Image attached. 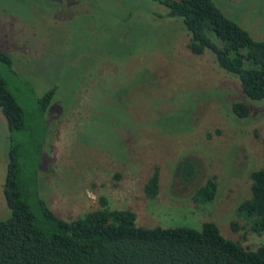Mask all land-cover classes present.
<instances>
[{
  "label": "rangeland",
  "instance_id": "obj_1",
  "mask_svg": "<svg viewBox=\"0 0 264 264\" xmlns=\"http://www.w3.org/2000/svg\"><path fill=\"white\" fill-rule=\"evenodd\" d=\"M211 1L264 42V0ZM164 13L151 0H0V50L36 94L56 87L39 194L65 221L98 209L103 197L143 228L199 230L210 221L244 249L264 246V234L235 213L249 197L250 172L264 168V101L245 98L211 53L191 55L181 20ZM234 102L248 105L247 118L231 113ZM7 146L0 114V221L9 216ZM184 159L198 169L189 185L176 175ZM154 168L159 189L149 200L142 187ZM207 179L215 183L212 200L193 204Z\"/></svg>",
  "mask_w": 264,
  "mask_h": 264
},
{
  "label": "trees",
  "instance_id": "obj_2",
  "mask_svg": "<svg viewBox=\"0 0 264 264\" xmlns=\"http://www.w3.org/2000/svg\"><path fill=\"white\" fill-rule=\"evenodd\" d=\"M164 17L181 20L189 34L187 51L209 52L217 67L238 80L241 93L264 101V42L251 38L225 17L211 0H151ZM162 16V17H163ZM55 86L36 94L33 84L18 75L11 58L0 50V114L8 146L2 196L9 216L0 221V264H264V246L254 250L223 238L210 221L199 230L189 227L143 228L129 210H110L98 197L99 208L65 221L56 216L38 191V170L48 132L45 113ZM238 119L247 118L244 102L230 105ZM264 145V134L261 138ZM198 174L193 161L184 159L176 169L178 180L191 184ZM249 197L236 207L237 217L249 230L264 234V168L249 174ZM159 189L154 168L143 184L145 198ZM215 183L207 179L193 191L192 203H209ZM232 231L237 227L230 225Z\"/></svg>",
  "mask_w": 264,
  "mask_h": 264
}]
</instances>
